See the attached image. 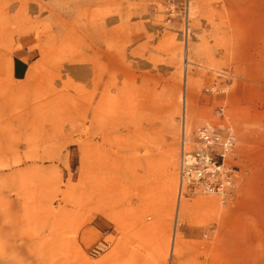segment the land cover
Segmentation results:
<instances>
[{"label": "rangeland", "instance_id": "obj_1", "mask_svg": "<svg viewBox=\"0 0 264 264\" xmlns=\"http://www.w3.org/2000/svg\"><path fill=\"white\" fill-rule=\"evenodd\" d=\"M163 10V0H0V264H264V0H191L188 37ZM91 42L107 52L103 136L88 119ZM214 83L226 93L206 92ZM220 105L237 139L235 188L182 199L178 215L182 122L219 123ZM167 121L178 125L173 176L159 149ZM150 147L155 176L139 179ZM107 166L106 213L93 216Z\"/></svg>", "mask_w": 264, "mask_h": 264}, {"label": "built area", "instance_id": "obj_2", "mask_svg": "<svg viewBox=\"0 0 264 264\" xmlns=\"http://www.w3.org/2000/svg\"><path fill=\"white\" fill-rule=\"evenodd\" d=\"M165 24L179 22L182 34L188 37L191 0H163ZM206 92L226 93L225 87L218 84L206 88ZM224 106H218L216 115L219 123L205 124L188 132L182 122L180 135V153L178 158L179 200L197 194L217 195L226 199L236 185L237 170L236 134L233 125L225 120ZM109 246L107 241L96 244L91 255L104 252Z\"/></svg>", "mask_w": 264, "mask_h": 264}, {"label": "bare ground", "instance_id": "obj_3", "mask_svg": "<svg viewBox=\"0 0 264 264\" xmlns=\"http://www.w3.org/2000/svg\"><path fill=\"white\" fill-rule=\"evenodd\" d=\"M100 32H101L100 36L104 38L106 35V30H102ZM89 49H90L89 54H88V61H89V68L88 69L89 70H88V74H87L88 75V83L90 86V90L88 91V103H89V105H88V112H89L88 113V119H89L90 125L93 128V135L101 134V136H103L105 121H106V117L108 116L107 115L108 114V112H107V110H108V108H107L108 93H107V85H106V81H105V71H106V69H105V56H106L107 52H106V47L99 46V45L95 44V42H93V43L91 42ZM188 64H189L188 57L185 56V59H184L185 70H187ZM151 92L152 93L149 94V96L147 97V100H145L143 102L145 112H149V113L154 111V102H155L154 97H153L154 92L153 91H151ZM184 104H185L184 114L187 115L186 97L184 98ZM144 119L150 123L152 121V116H150V114L145 115ZM183 122H185V121H183ZM147 128L149 131H151L154 129V126L152 124H149L147 126ZM156 138H157V136H156ZM148 140H149V142L153 143L154 142V136L148 137ZM96 168H97V164L95 166V173H94L95 180H97L98 176H99L97 174ZM13 177H14L13 178V189L16 190L17 195H19L20 190L26 186L27 182L23 179V177L20 173L16 174ZM147 177L152 178L151 174H148ZM103 182H104V180H103ZM96 185H97V183H95V187L92 188V192H91V198H92V202H93V205H92L93 216H96L97 214L104 215L106 213V200H107L106 199L107 198L106 189L103 185H101V188H99ZM22 197H23V200H26L27 195L23 194ZM185 209H186L185 203L182 202L181 200H179L178 205H177V214L179 215ZM48 214L52 216V213H48ZM49 232L55 233L53 228H50ZM9 233H8V235H9ZM84 234L86 235V232ZM8 235H5V236L7 237ZM48 241L51 242V239H49ZM48 241H45V242L43 241V243L46 244V247H48L49 249H51V248L55 249V247L58 246V244L55 243L56 241L52 242L51 243L52 245H50V243ZM12 249L14 250L16 248L12 247ZM14 251H16V250H14ZM78 252H79L80 260L84 263H88L89 260L86 257V254L83 252V249L82 250L80 249ZM6 258L8 259L10 264L18 262V261H16V259L14 257L12 259L10 257H6Z\"/></svg>", "mask_w": 264, "mask_h": 264}, {"label": "crops", "instance_id": "obj_4", "mask_svg": "<svg viewBox=\"0 0 264 264\" xmlns=\"http://www.w3.org/2000/svg\"><path fill=\"white\" fill-rule=\"evenodd\" d=\"M165 124H166L168 131L166 132V136L161 140L159 144L160 146L159 149L164 150L165 152L168 153V155L165 154L168 163L165 165L163 169L164 174L166 176H173V173H174L173 164H174L175 157L177 154V145H178L177 144L178 125H177V122H172V121H167ZM156 147H158L157 144H156ZM151 148L153 147L149 148L150 152L148 155H145L144 157L145 160L141 158H139V160L135 159L138 161L139 164L137 163V168L135 169L134 175L138 177L139 179L141 178L142 174H144L145 180H147L148 174H151V177L153 178L155 176L156 168H155L153 160L155 159V156L157 153L155 152V156H154V152ZM136 150L137 148L135 149V151ZM103 152H106L105 142H103ZM159 155L160 157L163 156L161 154ZM141 161H143L144 164L143 163L140 164ZM146 162L148 163L151 162L149 168H147ZM107 170H108V166L107 168H103V180H104L103 186L105 187V189H106V181H107ZM163 170H159L158 174L163 173ZM139 171L142 173H140ZM142 181H143V178H142Z\"/></svg>", "mask_w": 264, "mask_h": 264}]
</instances>
